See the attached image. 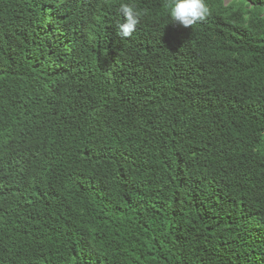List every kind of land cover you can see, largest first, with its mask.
<instances>
[{
    "label": "trees",
    "instance_id": "16d2710c",
    "mask_svg": "<svg viewBox=\"0 0 264 264\" xmlns=\"http://www.w3.org/2000/svg\"><path fill=\"white\" fill-rule=\"evenodd\" d=\"M173 3L0 0V264H264V0Z\"/></svg>",
    "mask_w": 264,
    "mask_h": 264
},
{
    "label": "clouds",
    "instance_id": "9594fccd",
    "mask_svg": "<svg viewBox=\"0 0 264 264\" xmlns=\"http://www.w3.org/2000/svg\"><path fill=\"white\" fill-rule=\"evenodd\" d=\"M120 13L124 17V22L118 25L119 35L124 38L130 37L140 22V14L128 3L120 5ZM210 14L206 0H174L170 9L173 23H178L184 28H191L204 21Z\"/></svg>",
    "mask_w": 264,
    "mask_h": 264
}]
</instances>
